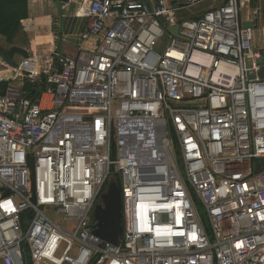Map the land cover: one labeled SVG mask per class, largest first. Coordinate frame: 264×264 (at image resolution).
<instances>
[{
  "label": "built area",
  "instance_id": "obj_1",
  "mask_svg": "<svg viewBox=\"0 0 264 264\" xmlns=\"http://www.w3.org/2000/svg\"><path fill=\"white\" fill-rule=\"evenodd\" d=\"M205 1L82 0L91 52L0 77V264H264V0Z\"/></svg>",
  "mask_w": 264,
  "mask_h": 264
},
{
  "label": "crops",
  "instance_id": "obj_2",
  "mask_svg": "<svg viewBox=\"0 0 264 264\" xmlns=\"http://www.w3.org/2000/svg\"><path fill=\"white\" fill-rule=\"evenodd\" d=\"M224 1L207 0L190 8L182 16L185 19L197 18L208 8L216 7ZM81 2L82 0H27V17L20 22L11 42L0 35V77H15L17 67L26 59L35 63L36 69L43 73L50 70L54 54L74 58L80 50L91 52L92 42L81 39L88 27V19L79 15ZM252 6L256 7V3ZM262 24L264 25L263 21ZM17 76V80H11L14 86L19 84L21 78L20 74ZM4 87L5 84L2 85ZM24 90L33 99L40 96L44 86L33 88L26 85Z\"/></svg>",
  "mask_w": 264,
  "mask_h": 264
},
{
  "label": "water",
  "instance_id": "obj_3",
  "mask_svg": "<svg viewBox=\"0 0 264 264\" xmlns=\"http://www.w3.org/2000/svg\"><path fill=\"white\" fill-rule=\"evenodd\" d=\"M171 32L175 33L176 29H172ZM259 75L263 77L264 70ZM263 164L264 159L258 161L256 167ZM93 219L96 221L94 235L104 243L117 246L122 235L121 191L114 177L109 178L106 191L100 196V202L93 212Z\"/></svg>",
  "mask_w": 264,
  "mask_h": 264
},
{
  "label": "trees",
  "instance_id": "obj_4",
  "mask_svg": "<svg viewBox=\"0 0 264 264\" xmlns=\"http://www.w3.org/2000/svg\"><path fill=\"white\" fill-rule=\"evenodd\" d=\"M27 17V0H0V35L11 42L20 22ZM118 183V180H117ZM198 208L201 205L195 201ZM30 260L29 258H27Z\"/></svg>",
  "mask_w": 264,
  "mask_h": 264
},
{
  "label": "rangeland",
  "instance_id": "obj_5",
  "mask_svg": "<svg viewBox=\"0 0 264 264\" xmlns=\"http://www.w3.org/2000/svg\"><path fill=\"white\" fill-rule=\"evenodd\" d=\"M252 18H253V16H252ZM197 211H198V214H199L200 218H202L204 220L205 219V215H204V211H203L202 207L201 208H198L197 207ZM48 216L55 223H57L58 225H60V227H61V229L63 231H65V232H72V230H73L72 225L71 224H67L65 222H62V218L60 216H57V215H55L53 213H48ZM27 258H28V256L25 257V264H34L30 260H28Z\"/></svg>",
  "mask_w": 264,
  "mask_h": 264
}]
</instances>
